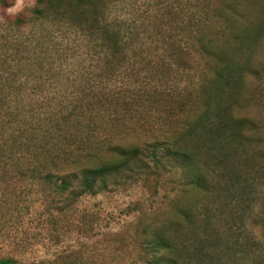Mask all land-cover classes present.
Instances as JSON below:
<instances>
[{"label": "rangeland", "instance_id": "obj_1", "mask_svg": "<svg viewBox=\"0 0 264 264\" xmlns=\"http://www.w3.org/2000/svg\"><path fill=\"white\" fill-rule=\"evenodd\" d=\"M97 1L94 14L87 1L91 17L82 20L43 4L38 15L37 0H0V258L167 264L165 251L147 243L163 226L167 236L186 239L171 253L181 263L203 236L217 264H264V0ZM112 33L127 44L125 64V53L108 47ZM221 65L235 88L218 108L250 122L229 163L240 160L241 182L226 184L222 165L207 168L216 158L197 153L192 141L196 166L208 174L209 185L199 188L163 147L191 129L183 118ZM148 88L157 101L137 105L133 97ZM128 108L141 113L120 126L139 130L116 142L137 146L138 157L100 178L96 192H81L79 164L88 154L86 167L103 162L97 143L120 136L107 124ZM154 141L161 146L152 156ZM181 207L192 209L191 223L180 218Z\"/></svg>", "mask_w": 264, "mask_h": 264}, {"label": "trees", "instance_id": "obj_2", "mask_svg": "<svg viewBox=\"0 0 264 264\" xmlns=\"http://www.w3.org/2000/svg\"><path fill=\"white\" fill-rule=\"evenodd\" d=\"M88 0H58L57 3L54 0H37L36 5L34 7V12L38 14L39 5L43 4L46 8L49 9V6L55 7V9H62L67 14L75 15L82 20L89 19L91 16L89 12L86 10L88 7H84L87 4ZM92 6H95L90 10L91 14H94L98 11V1L92 0L90 2ZM44 10V9H41ZM37 11V12H36ZM39 15V14H38ZM62 15V14H61ZM109 35L105 34L107 39ZM111 42L108 44V47L112 50L113 53L121 52L125 53V55L120 58L122 63H127L128 54L123 51V49H127V44H123V37H120L117 33H112L109 36ZM143 54V51L140 52ZM141 58V57H140ZM142 64L141 61H139ZM150 63V62H148ZM152 64V63H151ZM229 70V71H228ZM231 69L223 65H221L216 72L214 78L209 80H205L201 86V92L203 95L202 101H200L199 105L196 107L195 112L192 114L190 118L188 115L183 118V124H190L187 128H191L188 130H180L177 132L178 136L172 139L171 145L169 147H163L165 151V155H169L173 160L179 161L183 166H187L189 172L192 173L191 184L196 185L199 188H203L204 185L208 184V174L207 171H203L201 168L196 166L197 160L194 158V153H192L188 149V144L192 141H198V145L196 146V152L202 153L205 152L210 159L216 158V163H213L212 160H208L210 164L207 165L209 169H215L218 167L219 163L222 165V168L225 169V176L228 177V180L225 179L226 184H229V180L231 179L232 185L236 186L241 182V176L238 172L243 169L239 163L236 167L230 165V161L233 155L232 151L238 150L237 147L241 146L242 139L244 138L243 129H246L245 124L250 123L246 122L245 118L236 119L233 116H226L225 113L227 110H220L218 107L222 103L224 97L233 92L235 88L234 79L231 77ZM117 70L115 71L116 75ZM104 74H101V78ZM108 78L111 76H107ZM103 79V78H102ZM106 90H111L108 86H104ZM120 91V88H119ZM104 96L109 92L103 91ZM158 92L151 91L149 88L145 91L139 90L135 96L133 97V101L137 105H141L142 107L146 106V104L150 105L151 103L156 102V95ZM112 96H118L117 94ZM119 97V96H118ZM115 99V98H114ZM134 103V104H135ZM117 107L120 108V104H116ZM141 113V110H128L122 111L115 116L113 120L108 122L109 128H118L121 132L120 136L117 137V134L112 135L110 140V145L106 146L101 143H97L99 149H101L104 153L97 156V158L103 159V164H99L98 166H93L91 168L86 167L89 163H92V158L94 157L88 154L86 159L87 162L80 163L79 167L83 170V190L81 192H96L97 189V181L102 178L104 179L107 174L111 172V170H126L130 169V161L133 158L138 157L139 149L137 146H124L116 141L123 140L122 137L126 134H132L139 130V128H133V126L129 124H124V126H120L122 123L127 122L126 119L132 117L133 114ZM198 125L200 127V131L195 127ZM124 127H130L132 129H124ZM142 132H138L137 134H141ZM112 139L114 140L115 146L111 143ZM107 138L104 141L98 142H106ZM221 142L224 144L221 145V149L218 150V146ZM199 143L203 146L199 147ZM151 147V155L155 156L157 149L159 148L160 143L148 144ZM205 148V149H203ZM236 148V149H234ZM234 149V150H232ZM118 152V156H108L109 151ZM86 151V150H85ZM114 153V154H115ZM81 154V152L79 153ZM107 160V161H105ZM105 161V162H104ZM206 168V167H205ZM229 170V171H228ZM103 187V186H102ZM102 187L99 188L102 189ZM179 216L182 220L187 221L188 223L192 222L193 211L192 209H188V207L179 208ZM196 222V221H195ZM155 231L152 234V238H150L147 243L151 244L155 250H164L165 254L161 256L162 259L167 261V264H208L206 263V259L210 258L211 255V264H217L214 254H210L211 252H215L216 248H211L205 243V239L203 236H200L195 240L196 242V250L190 251L187 258L188 260H184L182 263L177 259L173 258L171 255L173 248L175 245L179 246L182 243L186 244L185 237H177V236H167L164 227ZM168 229V228H167ZM194 243L191 244L193 247ZM197 252L200 253V258L197 256ZM194 259H197L198 262L194 263ZM0 264H17L13 259L10 258H0Z\"/></svg>", "mask_w": 264, "mask_h": 264}]
</instances>
